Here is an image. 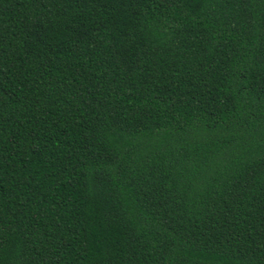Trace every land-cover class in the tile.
<instances>
[{
	"label": "trees",
	"instance_id": "trees-1",
	"mask_svg": "<svg viewBox=\"0 0 264 264\" xmlns=\"http://www.w3.org/2000/svg\"><path fill=\"white\" fill-rule=\"evenodd\" d=\"M0 264H264V0H0Z\"/></svg>",
	"mask_w": 264,
	"mask_h": 264
}]
</instances>
